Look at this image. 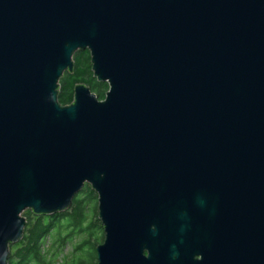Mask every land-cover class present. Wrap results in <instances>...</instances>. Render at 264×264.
I'll list each match as a JSON object with an SVG mask.
<instances>
[{
  "label": "water",
  "instance_id": "95a60500",
  "mask_svg": "<svg viewBox=\"0 0 264 264\" xmlns=\"http://www.w3.org/2000/svg\"><path fill=\"white\" fill-rule=\"evenodd\" d=\"M86 183L98 264H264V0H0V264Z\"/></svg>",
  "mask_w": 264,
  "mask_h": 264
},
{
  "label": "trees",
  "instance_id": "16d2710c",
  "mask_svg": "<svg viewBox=\"0 0 264 264\" xmlns=\"http://www.w3.org/2000/svg\"><path fill=\"white\" fill-rule=\"evenodd\" d=\"M74 69L73 71H65L59 80V102L61 105H69L74 100V90L78 83H85L93 92L97 94L99 99H104L109 90V83L99 81L94 75L92 69V60L90 50H78L73 56ZM97 198V192L90 184L85 185L83 194L78 195L71 206L62 213L55 215H40L32 210L26 211L27 224L25 227L23 238L17 243H13L10 247L15 249L10 252L9 264H87L83 258L85 252L91 247H94L95 257L94 262L88 264H98L97 246L104 241L105 230L101 219L96 213L89 217L88 207L89 203ZM46 220V221H45ZM70 220V221H68ZM68 221L69 226L73 230L69 233L63 234L58 231L54 244L57 246L54 250L63 249L68 241H71L69 236L77 232L86 233V237L79 243L74 244L72 249V257H64L61 262L55 263L52 260L58 255V251H50L53 258L51 261L47 259L43 253L42 244L45 236L51 233V228L56 222L61 223ZM64 227H67L64 225ZM61 253V250L59 251Z\"/></svg>",
  "mask_w": 264,
  "mask_h": 264
},
{
  "label": "rangeland",
  "instance_id": "374dc122",
  "mask_svg": "<svg viewBox=\"0 0 264 264\" xmlns=\"http://www.w3.org/2000/svg\"><path fill=\"white\" fill-rule=\"evenodd\" d=\"M87 184V183H86ZM85 184V185H86ZM85 185H84V187H83V189H82V191L81 192H79L77 195H76V197L78 196V195H81V194H83V191H84V189H85ZM75 197V198H76ZM74 198V199H75ZM28 210H30V209H26L25 211H23V213H22V216L23 217H25L26 218V220H27V217H26V211H28ZM88 214H89V217H92L93 215H95L96 213L98 214V217H99V208H98V196H97V198L95 197V200H93V201H91L90 203H89V207H88V212H87ZM36 215V214H35ZM46 221V220H45ZM68 221H70V220H68ZM68 221H64L63 222V227H60L61 226V223H59V222H56L55 223V225L51 228V233L50 234H47L46 236H45V238H44V240H43V244H42V249H43V253H45V255L47 256V259L49 260V261H51L52 260V258H53V254L52 253H50V251H52L53 250V253H54V251H58V255H56L55 256V258L52 260L53 262H55V263H59V262H61L62 261V259L64 258V257H68L69 259L72 257V253H73V249H72V247H73V245L74 244H77V243H79V242H81L85 237H86V233H84V232H77V233H74V234H72V236H69L70 237V239H71V241H68L67 242V244L63 247V249H60L59 248V246H58V249L57 250H54L56 247H54V246H57V245H55L54 244V241L56 240V236H57V234H58V231H61V233H63V234H66V233H69L70 232V230H73L72 228H71V226H69L68 224H69V222ZM71 222V221H70ZM27 224V223H26ZM64 225H66L67 227H64ZM19 242V241H18ZM17 243V242H16ZM11 245V244H10ZM10 247V246H9ZM11 249L12 250H14L15 249V246L14 247H10V252H11ZM61 250V253H59V251ZM95 250H94V247L92 248H90L89 250H87L86 252H85V255H84V259L86 260V263L88 264V263H93L94 262V257H95ZM95 259H97L96 261H98V258H95ZM98 263V262H97Z\"/></svg>",
  "mask_w": 264,
  "mask_h": 264
}]
</instances>
